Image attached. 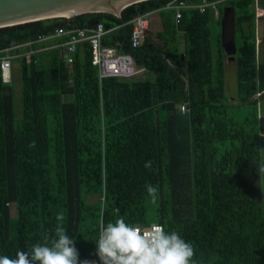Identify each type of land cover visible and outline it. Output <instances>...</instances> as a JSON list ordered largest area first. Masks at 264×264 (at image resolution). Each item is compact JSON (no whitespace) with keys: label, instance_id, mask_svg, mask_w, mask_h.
Listing matches in <instances>:
<instances>
[{"label":"trees","instance_id":"1","mask_svg":"<svg viewBox=\"0 0 264 264\" xmlns=\"http://www.w3.org/2000/svg\"><path fill=\"white\" fill-rule=\"evenodd\" d=\"M171 1L0 27V53L11 55V81L0 75V255L42 242L64 211L80 261L97 256L102 216L178 231L196 264H264V32L259 58L255 0H221L217 16L184 9L177 23ZM154 11L161 30L132 47L131 20ZM97 23L107 30L102 43L129 53L143 72L100 79L87 40L66 54L69 35H54ZM233 32V105L251 106L241 120L229 115L225 90L223 44ZM147 184L158 188L155 203Z\"/></svg>","mask_w":264,"mask_h":264},{"label":"clouds","instance_id":"2","mask_svg":"<svg viewBox=\"0 0 264 264\" xmlns=\"http://www.w3.org/2000/svg\"><path fill=\"white\" fill-rule=\"evenodd\" d=\"M145 167L151 168L152 161L146 162ZM257 170L260 180L264 179V163ZM146 189L155 203L158 188L147 184ZM65 222V212H58L52 234L26 250H17L15 257L0 255V264H80L75 239L67 234ZM94 241L101 264H196L193 244L159 222L142 227L126 222L123 217L105 223L101 216Z\"/></svg>","mask_w":264,"mask_h":264},{"label":"built area","instance_id":"3","mask_svg":"<svg viewBox=\"0 0 264 264\" xmlns=\"http://www.w3.org/2000/svg\"><path fill=\"white\" fill-rule=\"evenodd\" d=\"M221 0H201L198 3L187 2L186 0H173L165 7L174 10L175 22H179L182 16V11L188 8H197L200 12H204L208 7L217 12V4ZM256 1V0H255ZM152 12H144L135 16L132 20V29L130 32V44L132 47L139 46L146 38L149 28V17ZM107 33V30L102 23H97L93 28H77L66 30L64 28H57L54 35H69V38L62 44L65 48L64 53H71L75 51L77 44L80 41L87 40L91 46V59L92 63L98 67V77L104 78L109 76L118 77H132L144 71V67L137 66L133 57L129 53H122L116 47L108 46L102 43V38ZM45 37H39L43 40ZM29 44V43H27ZM5 49L0 53V75L5 83L11 81V55ZM67 63L70 65L72 59L69 55L65 56ZM180 111L183 113L186 110V105L179 106ZM145 227V226H142ZM88 261L89 264H101L98 255L92 258H85L80 261L84 264Z\"/></svg>","mask_w":264,"mask_h":264},{"label":"water","instance_id":"4","mask_svg":"<svg viewBox=\"0 0 264 264\" xmlns=\"http://www.w3.org/2000/svg\"><path fill=\"white\" fill-rule=\"evenodd\" d=\"M140 1L143 0H0V27L55 17L70 19L85 12H109L119 16L124 7ZM223 45L227 55L235 54L234 32Z\"/></svg>","mask_w":264,"mask_h":264},{"label":"rangeland","instance_id":"5","mask_svg":"<svg viewBox=\"0 0 264 264\" xmlns=\"http://www.w3.org/2000/svg\"><path fill=\"white\" fill-rule=\"evenodd\" d=\"M158 12H153L150 15V25L148 28V31L153 32L152 30H156L159 28V22H158ZM212 29L214 32L219 31L218 26L213 23L212 24ZM235 54H231V61L227 62L226 65L224 64V71H225V90H226V95L228 97V102L231 105L229 108V115L234 119V120H241L245 113L247 112L246 110L250 109V105H242L241 107H234V103L238 100V94H237V87H236V63L234 62L235 60ZM259 57V54H258ZM16 77H14L12 86H13V92H14V106H15V111L17 116L21 115V102H20V79H19V74L17 73V70L15 71ZM118 77V76H115ZM149 77H152V75H149ZM263 147H264V141H263ZM264 160V157H263ZM264 181V180H263ZM88 201H95L97 199V194L89 196ZM12 213L14 211V206H12Z\"/></svg>","mask_w":264,"mask_h":264},{"label":"crops","instance_id":"6","mask_svg":"<svg viewBox=\"0 0 264 264\" xmlns=\"http://www.w3.org/2000/svg\"><path fill=\"white\" fill-rule=\"evenodd\" d=\"M254 10H255V15H256V43L258 44V54H259V58L261 57V45L260 42L262 40V36H263V32H264V9L259 5V0L255 1V6H254ZM157 12V11H154ZM153 13V12H152ZM218 10L217 12L214 11L215 16H217ZM157 20L159 22V28L156 30H152L153 32H157L161 30V22H160V17L159 14L157 16ZM150 25V24H149ZM222 28H223V24H222ZM30 44L24 45V47H28ZM182 45V42H181ZM231 57H229V55L226 54L225 57V65L227 62L231 61Z\"/></svg>","mask_w":264,"mask_h":264}]
</instances>
